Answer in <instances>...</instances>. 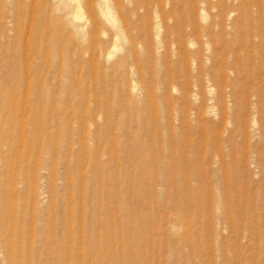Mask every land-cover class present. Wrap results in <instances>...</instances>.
<instances>
[{
  "label": "rangeland",
  "instance_id": "obj_1",
  "mask_svg": "<svg viewBox=\"0 0 264 264\" xmlns=\"http://www.w3.org/2000/svg\"><path fill=\"white\" fill-rule=\"evenodd\" d=\"M23 2L22 260L264 264V63L230 81L227 0Z\"/></svg>",
  "mask_w": 264,
  "mask_h": 264
},
{
  "label": "bare ground",
  "instance_id": "obj_2",
  "mask_svg": "<svg viewBox=\"0 0 264 264\" xmlns=\"http://www.w3.org/2000/svg\"><path fill=\"white\" fill-rule=\"evenodd\" d=\"M22 1L0 0V188L3 183L2 177L6 176V169L10 166L7 162V153L14 149L13 145L9 147L7 144L8 137L16 135L21 124L18 112L21 86L20 60H22L20 24L23 11L30 12L31 17L34 14L32 5L26 6ZM65 1L73 5L74 19L83 20L85 14L81 7V0ZM100 1L103 14L113 25H116L118 19L110 11L106 0ZM227 7L230 22L225 28L227 36L225 67L229 68L234 76L230 81L235 80L238 83L252 77L250 76L251 67L257 70L261 63H264V0H227ZM122 36L123 34H119L120 38ZM225 76L229 79V73L226 72ZM135 86L136 82L133 88ZM251 88L248 89L251 90ZM245 101L248 100L245 99ZM5 192L6 189H4V197L0 199V264H34L33 255L30 254L32 251L28 259L22 260L26 256L20 249L21 235L16 218L13 219L15 216L9 213L10 208L17 202L15 201L17 192L15 191L16 196L12 192L11 194L9 191V194Z\"/></svg>",
  "mask_w": 264,
  "mask_h": 264
}]
</instances>
